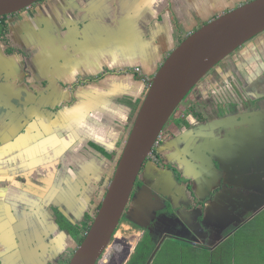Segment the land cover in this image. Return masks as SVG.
Listing matches in <instances>:
<instances>
[{
  "label": "crops",
  "instance_id": "1",
  "mask_svg": "<svg viewBox=\"0 0 264 264\" xmlns=\"http://www.w3.org/2000/svg\"><path fill=\"white\" fill-rule=\"evenodd\" d=\"M240 1L234 0L233 4ZM63 2L67 5L74 2L76 7L88 3L91 8L81 19H76L79 16L75 11L64 13V24L75 26L73 29H79L78 23H85L81 39L82 43L86 39L88 42L75 53L67 47L64 54L67 69L62 84L33 80L28 71L29 58L16 53L6 54L0 43V258L5 264H23L29 256L35 260L40 255L46 256L51 243L58 252L56 246H64V239L58 232L60 223L54 218L57 227L53 228L51 215L64 206L65 152L71 144H67L66 130H71L74 137L78 136L74 144H81L88 136L102 140L99 136L103 133L92 131V125L88 123L93 112L85 116L80 110L72 113L69 108L81 105L84 99L86 104L92 102L95 106L97 100L103 98L108 104L118 95L127 94L134 102L128 104L126 115L122 113L121 117L131 123L128 115L132 104L140 103V98L143 100L146 84L170 52L208 20L239 4H223L222 0ZM48 18L53 19L50 15ZM12 28L18 41L26 43L19 34V23L12 24ZM64 38L66 45L77 40L70 30L64 32ZM31 53V57L38 59L41 72L37 73L45 76L43 73L49 67L46 61L52 54L39 47L33 48ZM138 67L139 71L136 70ZM105 68L110 72L100 84L95 80L93 84L75 88L76 77L78 81L93 80ZM136 72L138 78L133 74ZM85 91L89 92L86 97L82 94ZM73 97L78 101L75 102ZM115 109L118 113L119 106ZM111 118L109 123H112ZM221 120L234 132H224L216 127ZM235 120V117L213 120L218 123L208 129L200 128L203 123H195L198 128L187 134L185 142L192 158L182 159L184 166L180 167L187 172V177L193 178L199 194L196 191L191 194L169 169L159 167L155 162L146 166L143 172L146 184L130 202L131 215L138 224H146L150 218L157 221L163 215L166 227H182L186 236L180 237L176 230H160L165 235L157 249L154 241L147 240L146 244L151 248L144 264H154L167 243L161 264H264V204H257L264 202V152L263 147L260 150L255 143L264 141V119L250 123L251 127H256L250 132L251 127L239 129L235 126ZM97 121L103 123L102 117ZM107 133L106 137L109 136ZM128 133L129 130L126 136L121 135L120 143L115 134L112 141L106 140V145L118 154L116 161L122 150V140ZM243 133L255 142L246 144L244 140L241 144ZM182 140L183 135H177L176 139L169 140V147L175 142L180 150ZM214 158L217 164H213ZM228 205H236L243 211L233 229L229 224L232 211ZM167 206L169 211L165 210ZM22 212L24 215H20ZM126 222L128 232L118 235L117 240L128 245L131 253L122 264L130 262L144 233L139 228L134 232L131 223ZM50 230L58 235L49 238ZM174 234L177 237L171 236ZM121 244L119 250L124 249ZM173 245L178 247L177 250H170ZM179 250L185 257L173 258ZM109 258L103 262H108Z\"/></svg>",
  "mask_w": 264,
  "mask_h": 264
},
{
  "label": "flooded vegetation",
  "instance_id": "2",
  "mask_svg": "<svg viewBox=\"0 0 264 264\" xmlns=\"http://www.w3.org/2000/svg\"><path fill=\"white\" fill-rule=\"evenodd\" d=\"M242 1L245 2L249 0ZM242 1L237 3L241 4L243 3ZM233 2L234 0H222L223 4H233ZM239 4H237V6ZM90 8L91 5H89L88 3L76 7L74 2L67 5V3L63 2V0H40L32 6L18 13L0 17V43L2 44L1 50L6 54L16 53L20 56L24 55L25 59L29 58L28 71L30 72L29 76H31L33 80L37 81L43 79V81L45 82L44 84L55 82H58V84H62V77L66 74L67 69V61L64 57V54L66 53L65 51H67V47L75 53L79 51V49H82L88 42L86 39V41L82 43L81 39V36H83L84 34L83 29L85 28V23H78V25H80L79 29H73L75 26L71 24H69V26L64 24V13L69 10V13L72 14L75 11L78 14L77 16H79V18L77 17L76 19H81ZM118 9H121V5H119ZM49 15L52 16V20L48 18ZM16 22L19 23V34L23 35L24 39L27 41L26 43L23 41H18V39L16 38L14 28H12V24H15ZM67 30L71 31L72 36H77L78 42L76 40L73 41V43H69L68 45H66L64 32ZM263 34L264 32L254 36L244 45L239 47L228 58L223 60V62H220L218 65H216L218 66V68L214 69L216 67L215 66L213 68L214 70H211L192 89L194 90V93L191 94H195L196 96L195 103L191 104V102H188L192 97L189 93L190 95L188 94L186 96V98L189 97L187 98L188 100L185 98V101H187L182 102H185L184 106L188 102L186 108L184 109L183 106L180 107L181 109H178V107L182 103L177 107L178 110H175V115H172V122L168 126L166 125V128L164 127L160 139L153 150V153L145 162L143 170L140 173L139 179L136 184L135 193H137L139 188H142L146 184L143 179V172L145 171L146 166L150 162H155L159 167L162 166L172 171L175 177L179 179L182 184L186 185V189L191 194H194L193 191H196L199 194L197 189L194 187L195 181L193 182V178L187 177V172L183 169V167H180V165H183L181 161L182 159H184L185 157L189 159L192 158L191 153H188L187 143L185 142V140L187 134H190L194 128H198L195 123H203L204 126L202 125L200 128L204 127L205 129H208L209 127H213V124L216 125L218 122L215 121L220 118L235 117L237 119L235 120L237 124L235 126L240 127L239 129H248L251 127L250 123L255 124L256 121L254 120L264 119V44L259 41ZM251 41H257L256 43H254V45L258 48H255L254 52L250 56H248L249 58L241 59V62H244L246 64L238 63L236 60L237 58L235 57L236 52L239 49L247 46V44ZM38 47L42 50L44 49L45 51H49V53L52 54V56L48 57L46 61L49 65V67L45 71L46 73L42 72L45 76H43L41 73H37L41 72L38 66V59L36 57L33 58V56L31 57L33 48L36 50ZM246 52L249 53V51ZM136 70L139 71L140 68L138 67L136 68ZM42 71H44V69H42ZM216 71L217 75H212V78L209 77V81H207L208 76L212 72ZM109 72L110 71L105 68L104 72L102 71V73L94 77L93 80L78 81L76 77L74 80V84L76 85L75 88H80L83 84H93L95 80L100 84V81L104 79L107 74H109ZM136 73L133 74H135V77L138 78L139 73ZM205 80L207 81L206 85L202 90L199 89L198 87L200 86L201 82ZM63 84H65V81L63 82ZM215 84H217L218 89H214L213 92L211 86H215ZM117 92L119 93V90H117ZM83 93L86 97L88 95L86 93L89 92L85 91L82 92V94ZM109 98H111V96ZM109 98H107L108 101ZM73 100H76L75 102H77L78 98L73 97ZM133 100L134 98L127 94H125V96L122 94L118 95L115 100L112 99L108 102V104H106L107 102L103 101V98H100L101 105L93 109V113L91 114L88 123L92 125V131L96 130L97 132H103L99 136L102 140L98 139V137H96V139L88 136L86 140L81 142V144H74L75 138H77L78 136L74 137V134L71 132V130H66L67 144H71L67 146L65 152L66 166L63 172L62 184L64 206L62 209L59 208L58 212H55L56 215H51L53 219V224H51V226H53V228L57 227L55 219L60 223L61 231L59 229L58 232L64 239V246L63 248L56 246L59 250L58 252L55 246H53V243H51V245L49 246L50 251H48V254L46 256L40 255L36 260L29 256V258H26L28 259V262L24 260L23 264H69L71 258L74 255V252L82 242V237L85 236L86 232L91 226L90 225L89 228H86L87 223H92L93 218L97 213L99 204H101L102 198L106 191L104 190L102 193L103 187H105V183L107 182L108 177L112 176V170L113 168H115L113 157L114 153L116 152H112L108 145H106L105 139L107 138L105 133L107 131L108 125L110 124L108 122V119L111 116L112 118L116 117L115 119L121 122L122 126L126 119L121 117L122 114H119V111L118 113L115 111V107L119 105L121 108H125L124 104L128 105L130 103H133ZM114 103H116L117 105H113ZM134 116L132 118V121L134 119ZM100 117H102V122L104 124H99L98 121H94L98 120V118ZM32 119H35V117H32ZM192 120H194V123ZM222 121L223 120H221L220 124L216 127H220L224 132H234L233 128L229 129V126L224 125L226 123H221ZM129 124L131 123H128V125ZM129 128L130 125L126 127V130L128 131ZM255 128V126H252L249 129V132L250 130L252 131ZM262 129L264 131V127ZM179 134L183 135L182 143H180V150L176 148L175 142L172 146L169 147V140L176 139L177 135ZM48 135H50V133ZM245 135L246 134L244 133L242 134L241 144L244 143V140L246 144L255 142L254 139L252 141L250 137ZM255 143H257V146L260 147V150L263 147L262 151L264 152V141L261 142L260 140H258ZM216 160V158L213 159V164H215V162L217 164ZM102 167L105 170L104 172L101 171ZM262 170V175L264 177V168H262ZM92 185L97 186L96 190ZM133 198L134 197H132L131 201H133ZM261 202L263 201H259L257 202V204H260ZM130 205L131 203L127 207V210L124 214V219L131 223L130 226L132 227V229L139 228L140 230L144 231L138 246L143 243V241L145 242L146 240H150L154 241L157 244V249L159 243L165 235L160 230L165 228L166 230H170L171 232L173 230H176V232L180 233L181 236H186V232L183 231L184 229L182 227L177 229L173 225L171 228L170 226L166 227V224H164V220L162 218L163 215L162 217L157 218V221H153V218H150L149 222H146V224H138L130 213ZM228 206L229 210L232 211V216L229 218V224H232L230 226H232L231 229H233V226H235L238 223V220H240L241 216H243L241 215L243 211L236 205ZM165 210L169 211L170 209L167 206ZM20 215H24V213L22 212L20 213ZM167 220L169 221V219ZM227 221L228 220H226L225 223L226 225ZM57 235L58 234H55L54 232H52V230L49 231V238L56 237ZM171 236L177 237L176 235ZM119 241L121 242L122 240L120 239ZM68 246H70L73 251L69 252L70 249H68ZM144 246L145 245L143 243V247ZM69 253H72V255L68 257ZM127 253L128 247L126 250L121 249L117 251L114 259L111 260L109 264H121L123 262V258ZM66 254L67 256L64 257ZM3 260L4 259L0 258V264H5V261Z\"/></svg>",
  "mask_w": 264,
  "mask_h": 264
},
{
  "label": "water",
  "instance_id": "3",
  "mask_svg": "<svg viewBox=\"0 0 264 264\" xmlns=\"http://www.w3.org/2000/svg\"><path fill=\"white\" fill-rule=\"evenodd\" d=\"M38 1L0 0V17L18 13ZM262 32L264 0H249L201 25L170 52L150 80L116 167L105 183L101 204L69 264H109L114 259L119 250L116 232L132 197L136 196L133 193L139 175L175 110L216 65ZM83 101L68 110L72 113L80 110L86 116L101 105L100 99L95 106ZM155 193L162 198L158 191ZM108 256L109 261L103 262Z\"/></svg>",
  "mask_w": 264,
  "mask_h": 264
},
{
  "label": "rangeland",
  "instance_id": "4",
  "mask_svg": "<svg viewBox=\"0 0 264 264\" xmlns=\"http://www.w3.org/2000/svg\"><path fill=\"white\" fill-rule=\"evenodd\" d=\"M221 11V10H220ZM219 13H222V12H219ZM0 27H1V24H0ZM1 30V29H0ZM0 37H1V35H0ZM259 41H261L263 44H264V34L262 35V37H261V39L259 40ZM257 42V41H256ZM256 42H253V41H251V42H249L248 44H247V46H245V47H243V48H241V49H239L237 52H236V55H235V57L237 58L236 60H237V62L238 63H240V64H246V63H244V62H241V59H247V58H249L248 56H250L253 52H254V50H255V48H258L257 46H255L254 45V43H256ZM263 47H264V45H263ZM246 51H249V53L248 52H246ZM240 56H242V57H240ZM229 57V56H228ZM227 57V58H228ZM223 62V61H222ZM249 62V61H248ZM254 64V63H253ZM251 65V64H250ZM251 67V66H250ZM216 68H218V66H216L214 69H216ZM214 69H212V70H214ZM212 75H217V71L216 72H212L209 76H208V78H207V81H209L208 79H209V77L210 78H212L211 76ZM215 80H216V78H215ZM236 80V79H235ZM207 81L205 80V81H203V82H201V84H200V86L198 87L199 89H203L204 88V86L206 85V83H207ZM149 87V84H146V87H145V91H147V88ZM211 89L213 90V92H214V89H218V87H217V84H215V86H211ZM205 91V90H204ZM193 94L194 93V90H192L191 92H190V94ZM189 94V95H190ZM191 94V99H190V101H188L189 103L191 102V104H193V103H195V100H196V96H195V94L194 95H192ZM187 98H189V97H187ZM186 98V99H187ZM188 100V99H187ZM186 100V101H187ZM141 101H142V99H140V103H141ZM184 101H185V99H184ZM185 101V102H186ZM184 102V103H185ZM188 102H187V104L184 106V103H182L179 107H178V109L180 108V107H183L184 106V109L186 108V106L188 105ZM139 102H137V104H135V105H133L132 104V110L130 111V113H129V115H128V117H129V122L131 121L132 122V118H133V116H134V114H136V112H137V110H138V107H139V104H140ZM125 105V108H121L119 105V114H122L123 113V115L125 116L126 115V109L128 108V105H126V104H124ZM136 108V109H135ZM177 109V110H178ZM181 109V108H180ZM198 110H201V109H198ZM175 115V114H174ZM217 115V114H216ZM113 120H112V123H110L109 125H108V127H107V131H108V135L109 136H107V138H105L108 142H110V141H112V137H113V135L115 134L118 138H120V140L118 141L119 143L121 142V135H125L126 133H127V130H126V127L128 126V122H127V120L124 122V124L121 126V122H119L117 119H115V118H112ZM109 120V119H108ZM172 120H173V117L172 118H170V120L168 121V124H167V126L172 122ZM95 121H97V120H95ZM166 126V127H167ZM165 127V128H166ZM118 134H119V136H118ZM122 144H124V141H122ZM117 153H114V167H116V159H117V155H116ZM101 171L102 172H104L105 170L103 169V167H102V169H101ZM112 171H114V168H113V170ZM93 187H95V190H96V185L94 186V185H92ZM104 190H106L105 189V187H103V190H102V193H103V191ZM135 192H136V189L134 190V193H133V195L135 194ZM125 216V215H124ZM124 216H123V218H122V220H121V224H120V226H119V230L116 232V238H117V236L118 235H120V236H122V235H125L127 232H128V230H126V228H125V225L127 224V220L126 219H124ZM34 217H36V216H34ZM33 217V218H34ZM133 230V229H132ZM134 232H136L137 231V228H135L134 230H133ZM118 241V240H117ZM146 243H147V240H146ZM145 243V244H146ZM119 244H121V242H117V245L119 246ZM121 245H123V247L125 246L124 244H121ZM168 245H169V243H167V246H164V248H163V250H162V252H161V254L159 253L157 256H156V258H155V261H154V264H161V262H162V256H163V254H164V252H165V250H166V248H168ZM128 246V245H127ZM127 246H125V248L123 249V250H126L127 249ZM177 246H175V245H173V246H171L170 247V250H173V251H175V250H177ZM68 249H70L69 250V252L70 251H73L72 250V248H70V246H68ZM65 252H67V251H65ZM73 253V252H72ZM72 253H69L68 254V257L70 256V255H72ZM155 253V252H154ZM153 253V254H154ZM152 254V255H153ZM177 255H175L173 258H184L185 257V255L183 254L182 255V251L181 250H179L177 253H176ZM188 255V254H187ZM187 255H186V257H187ZM67 256V254L64 256V257H66ZM27 257V256H26ZM26 257H23V259H25ZM26 262H28V260H26Z\"/></svg>",
  "mask_w": 264,
  "mask_h": 264
},
{
  "label": "trees",
  "instance_id": "5",
  "mask_svg": "<svg viewBox=\"0 0 264 264\" xmlns=\"http://www.w3.org/2000/svg\"><path fill=\"white\" fill-rule=\"evenodd\" d=\"M100 206V204H99ZM91 225V223H87L86 228H89V226ZM85 236L82 237V240L84 239ZM143 243H144V247H143ZM143 243H141L135 254L133 255V257L131 258L130 262L128 264H144L149 256L150 253V248L151 246L149 244H145L146 241Z\"/></svg>",
  "mask_w": 264,
  "mask_h": 264
}]
</instances>
